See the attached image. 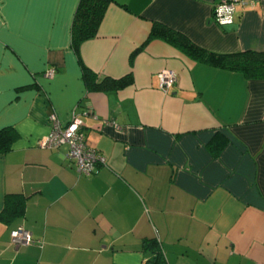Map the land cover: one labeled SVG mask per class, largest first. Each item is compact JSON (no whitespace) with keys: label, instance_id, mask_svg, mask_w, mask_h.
<instances>
[{"label":"crops","instance_id":"0c3cea01","mask_svg":"<svg viewBox=\"0 0 264 264\" xmlns=\"http://www.w3.org/2000/svg\"><path fill=\"white\" fill-rule=\"evenodd\" d=\"M77 1L0 0V129L12 131L0 211L6 195L22 197L0 217V264H141L149 240L164 264H264V79L145 41L157 22L207 51H264V0H239L226 25L211 16L216 0L109 2L78 48L97 79L129 76L107 91L85 90L70 48ZM72 114L105 159L89 175L66 144L37 145L49 115L64 125ZM17 227L30 244L10 242Z\"/></svg>","mask_w":264,"mask_h":264},{"label":"trees","instance_id":"16d2710c","mask_svg":"<svg viewBox=\"0 0 264 264\" xmlns=\"http://www.w3.org/2000/svg\"><path fill=\"white\" fill-rule=\"evenodd\" d=\"M111 1L113 0H78L72 14L69 28V44L79 62L80 78L86 91L115 90L129 83L128 75L116 79L105 76L97 79L95 74L84 66L79 59L78 48L80 43L95 36L103 12ZM155 37L174 45L199 62L215 68L239 72L246 79H264V51L241 50L228 53L207 51L190 42L181 33L160 23L152 22L145 41ZM11 136V129H0V150L9 146ZM221 145L222 143L220 142L215 143L212 146V151L220 150ZM21 205L22 197L20 195H6L3 200L0 217L7 219L9 216L19 213ZM143 245H146L149 256L143 259L141 264H164L162 252L155 240L143 242Z\"/></svg>","mask_w":264,"mask_h":264},{"label":"built area","instance_id":"2783aa9c","mask_svg":"<svg viewBox=\"0 0 264 264\" xmlns=\"http://www.w3.org/2000/svg\"><path fill=\"white\" fill-rule=\"evenodd\" d=\"M237 2L239 0H216L211 7V16L215 23L219 25L231 23ZM52 72L53 69L48 68L45 75H51ZM157 77L161 88L170 87L175 80L173 72L168 69L160 70ZM47 121L48 131L37 141L39 147L56 148L66 144L67 157L74 165L76 172L81 175L91 174L96 166L104 163L103 155L86 144L78 115L72 114L64 125L54 115H49ZM104 123L109 124L108 121ZM9 237L13 245H28L32 242L30 232L22 227L11 230Z\"/></svg>","mask_w":264,"mask_h":264}]
</instances>
